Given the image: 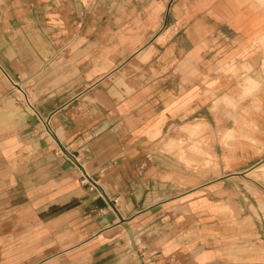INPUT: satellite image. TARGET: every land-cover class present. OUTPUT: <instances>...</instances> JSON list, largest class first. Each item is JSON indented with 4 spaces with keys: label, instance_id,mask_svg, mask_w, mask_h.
I'll list each match as a JSON object with an SVG mask.
<instances>
[{
    "label": "crops",
    "instance_id": "0c3cea01",
    "mask_svg": "<svg viewBox=\"0 0 264 264\" xmlns=\"http://www.w3.org/2000/svg\"><path fill=\"white\" fill-rule=\"evenodd\" d=\"M262 158L264 0H0V264H264Z\"/></svg>",
    "mask_w": 264,
    "mask_h": 264
},
{
    "label": "rangeland",
    "instance_id": "374dc122",
    "mask_svg": "<svg viewBox=\"0 0 264 264\" xmlns=\"http://www.w3.org/2000/svg\"><path fill=\"white\" fill-rule=\"evenodd\" d=\"M14 84L19 85L18 83H12V91L14 92V97L16 100L19 99L16 86ZM20 86V85H19ZM21 87V86H20ZM25 92L26 89L22 88ZM27 93V92H26ZM185 133H188V138L184 140H179L178 143V157L180 161L184 162L187 166L191 167L190 170L196 171L199 169V164L197 162L192 163V160L187 161L186 151L189 150L193 154V156H198L202 159L201 168L206 172L210 171L213 174H217V158L212 152L213 145V137L206 136L204 134L205 130L200 129L199 132L191 133L190 131L184 130ZM191 154V153H190ZM199 167V168H198ZM254 167V169H250L246 171L244 176V186L247 193L254 196V198L258 202L259 209V217H257L260 224L264 227V158H262ZM260 256H263L264 248L260 249ZM262 258V257H260Z\"/></svg>",
    "mask_w": 264,
    "mask_h": 264
},
{
    "label": "built area",
    "instance_id": "2783aa9c",
    "mask_svg": "<svg viewBox=\"0 0 264 264\" xmlns=\"http://www.w3.org/2000/svg\"><path fill=\"white\" fill-rule=\"evenodd\" d=\"M16 86V90H17V93H18V96H19V99L22 98L23 100H20L22 102H24L27 106H29L32 110H33V107L31 105V102L29 101V98H28V95L27 93L22 89V87H20L19 85L17 84H14ZM55 154H57L55 152ZM65 156L69 159H72L74 160L78 166L80 167L81 169V178H80V182L84 185H88L89 189L92 190L94 189V187L96 186V182L95 180H93V178L91 177L90 173L87 172L83 167L82 165L79 163L78 159L76 158V156L74 154H71V153H66ZM114 203H116V199L113 200Z\"/></svg>",
    "mask_w": 264,
    "mask_h": 264
},
{
    "label": "bare ground",
    "instance_id": "6f19581e",
    "mask_svg": "<svg viewBox=\"0 0 264 264\" xmlns=\"http://www.w3.org/2000/svg\"><path fill=\"white\" fill-rule=\"evenodd\" d=\"M218 111V110H217ZM168 146V145H167Z\"/></svg>",
    "mask_w": 264,
    "mask_h": 264
}]
</instances>
